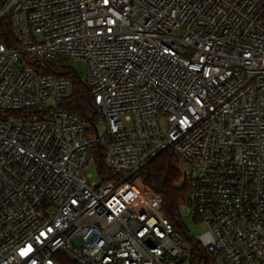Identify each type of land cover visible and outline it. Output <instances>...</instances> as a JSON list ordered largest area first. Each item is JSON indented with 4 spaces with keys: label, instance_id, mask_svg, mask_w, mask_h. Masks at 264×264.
Here are the masks:
<instances>
[{
    "label": "built area",
    "instance_id": "2783aa9c",
    "mask_svg": "<svg viewBox=\"0 0 264 264\" xmlns=\"http://www.w3.org/2000/svg\"><path fill=\"white\" fill-rule=\"evenodd\" d=\"M7 18L0 264H192L140 174L167 151L207 227L199 264H264V0H7ZM64 59L88 63L94 126L60 107Z\"/></svg>",
    "mask_w": 264,
    "mask_h": 264
},
{
    "label": "trees",
    "instance_id": "16d2710c",
    "mask_svg": "<svg viewBox=\"0 0 264 264\" xmlns=\"http://www.w3.org/2000/svg\"><path fill=\"white\" fill-rule=\"evenodd\" d=\"M6 1L0 0V10ZM0 37L9 45L16 44L8 18L0 22ZM51 67L50 73L57 75V71L60 70V76L72 80L74 84L73 96L68 101L61 103L60 107L86 120L91 125H96L98 118L94 102L88 86L80 74H76L72 68L64 65H51ZM99 165L105 180L118 181L121 179L119 175L107 171L102 160H99ZM140 174L143 182L162 197L164 214L170 218L177 230L188 237L189 231L183 222L181 208L186 203L189 186L188 180L183 174L182 165L176 156L171 151H167L148 164ZM189 243L192 249L191 263L199 264L205 256L204 250L196 238H190ZM61 258L63 264H75L65 257Z\"/></svg>",
    "mask_w": 264,
    "mask_h": 264
},
{
    "label": "rangeland",
    "instance_id": "374dc122",
    "mask_svg": "<svg viewBox=\"0 0 264 264\" xmlns=\"http://www.w3.org/2000/svg\"><path fill=\"white\" fill-rule=\"evenodd\" d=\"M59 65H64L72 68V70L75 71L76 74H80L83 78V80L86 79V74L88 72V63L84 59H64L63 61L57 62ZM44 69H47L48 65H43ZM99 130L101 134L105 133V130L102 129V124H98ZM188 170V166H182L183 174L184 172ZM87 174L89 175V182L99 184L101 183V179L98 173V169L94 163H91L89 167L86 170ZM181 216L183 219V222L188 229V231L195 236L196 238H199L204 232L207 231V227L203 223H197L194 220V217L187 213L186 206L184 205L181 208ZM67 259V258H66Z\"/></svg>",
    "mask_w": 264,
    "mask_h": 264
}]
</instances>
